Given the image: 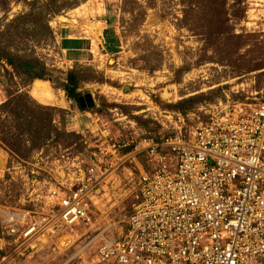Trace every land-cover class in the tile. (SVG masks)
Instances as JSON below:
<instances>
[{
    "label": "rangeland",
    "instance_id": "rangeland-1",
    "mask_svg": "<svg viewBox=\"0 0 264 264\" xmlns=\"http://www.w3.org/2000/svg\"><path fill=\"white\" fill-rule=\"evenodd\" d=\"M207 1L0 0L1 45L46 69L43 79L24 88L25 79L11 78L14 69L0 60V105L10 92H28L52 108L57 130L35 147L10 148L0 136V264H94L102 237L125 231L139 177L131 164L100 186L87 222L60 228L22 252L8 234V214H50L51 196L84 166L86 141L94 143L105 130L119 142L160 137L170 115L192 125L209 106L263 98L264 0H228L225 37L208 36L216 24ZM106 30L120 42L117 53L106 48ZM70 72L91 106L68 98L63 85ZM37 80L49 84L51 102L33 97ZM13 125L9 114H0V134ZM138 160L145 166L143 156Z\"/></svg>",
    "mask_w": 264,
    "mask_h": 264
},
{
    "label": "built area",
    "instance_id": "built-area-1",
    "mask_svg": "<svg viewBox=\"0 0 264 264\" xmlns=\"http://www.w3.org/2000/svg\"><path fill=\"white\" fill-rule=\"evenodd\" d=\"M205 114L192 125L168 116L160 137L119 142L105 130L86 141L84 166L51 196L50 214L7 215L17 250L87 222L100 186L131 164L139 177L126 229L102 237L94 264H264V96Z\"/></svg>",
    "mask_w": 264,
    "mask_h": 264
},
{
    "label": "trees",
    "instance_id": "trees-1",
    "mask_svg": "<svg viewBox=\"0 0 264 264\" xmlns=\"http://www.w3.org/2000/svg\"><path fill=\"white\" fill-rule=\"evenodd\" d=\"M237 1V0H235ZM207 10L215 23V29L208 28V36L216 35L225 37L230 34L228 23L230 22L227 9L228 0H208ZM55 13V12H54ZM108 24L112 21L108 20ZM211 25V24H209ZM2 33H0L1 39ZM119 40L110 33L105 32V45L108 52L114 54L118 52ZM0 60H4L14 69L10 77H22L25 79L24 88L30 85L35 79H43L46 69L38 67L34 62L23 60L12 54L1 45L0 41ZM43 81V80H42ZM79 78L75 72H70L67 83L63 85L68 98L79 103L80 94L77 92ZM193 100L185 101L177 105L179 108L185 106ZM52 108L37 103L28 92L17 90L15 93L10 92L8 100L0 105V114H9L14 121L13 127L9 131H2L0 136L4 144L8 147L18 146V143L27 142L32 147L45 143L53 137V132L57 130L53 126V117L50 114ZM12 128L14 132H12Z\"/></svg>",
    "mask_w": 264,
    "mask_h": 264
},
{
    "label": "bare ground",
    "instance_id": "bare-ground-1",
    "mask_svg": "<svg viewBox=\"0 0 264 264\" xmlns=\"http://www.w3.org/2000/svg\"><path fill=\"white\" fill-rule=\"evenodd\" d=\"M34 98L42 103H49L53 100L51 88L46 81L37 80L32 91ZM64 246V245H63Z\"/></svg>",
    "mask_w": 264,
    "mask_h": 264
},
{
    "label": "water",
    "instance_id": "water-1",
    "mask_svg": "<svg viewBox=\"0 0 264 264\" xmlns=\"http://www.w3.org/2000/svg\"><path fill=\"white\" fill-rule=\"evenodd\" d=\"M85 101H87L88 106H91V105H92V101H91L89 95H87L86 97H80V98H79V104H80V106H81L82 108L85 107V103H86Z\"/></svg>",
    "mask_w": 264,
    "mask_h": 264
}]
</instances>
